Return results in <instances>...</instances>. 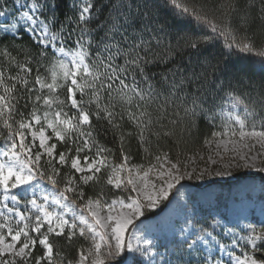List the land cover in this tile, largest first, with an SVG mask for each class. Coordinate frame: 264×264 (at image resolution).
Listing matches in <instances>:
<instances>
[{
  "label": "snow or ice",
  "instance_id": "obj_1",
  "mask_svg": "<svg viewBox=\"0 0 264 264\" xmlns=\"http://www.w3.org/2000/svg\"><path fill=\"white\" fill-rule=\"evenodd\" d=\"M161 2L203 32L193 52L222 37L264 56V0H230L211 18L195 0ZM160 7L0 0V264H264V224L206 209L185 184L205 172L179 159L203 121L225 168L264 172V81L206 61L155 71L170 35ZM81 240L68 259L62 248Z\"/></svg>",
  "mask_w": 264,
  "mask_h": 264
},
{
  "label": "trees",
  "instance_id": "obj_2",
  "mask_svg": "<svg viewBox=\"0 0 264 264\" xmlns=\"http://www.w3.org/2000/svg\"><path fill=\"white\" fill-rule=\"evenodd\" d=\"M137 0H133L135 4ZM157 3H161L160 8H154V11L158 14L162 23H166L170 28V35L165 37L163 43L157 49V56L164 62L158 63L154 70L157 72L167 71L168 68L179 65L180 67H186L189 63H203L207 62L211 65L219 66L221 69H225L226 76H232L238 79H243L245 85H258L264 81V56H259L256 53H241L238 51L229 52L226 46L224 38L211 39L207 43H201L199 53L193 52L188 46L189 42L193 39L202 38L203 32L200 31L199 26L192 22L191 24L185 23L180 24L178 18L173 17L166 9L163 8L161 0H156ZM230 0H195V3L200 6L203 5L209 12V17H219L224 10V6L227 5ZM195 29V31H193ZM204 31H208L205 29ZM211 35L210 32H208ZM27 37L25 38V41ZM264 40V33L256 32V41L260 45L261 41ZM204 124L201 121V134L198 138L189 140L187 143L182 144V153L179 157L181 166L183 167L186 163L189 165V170H192V165L196 162L197 165L205 166L209 158V147L204 144ZM210 133V129L207 130ZM111 146V145H110ZM133 163L145 164L149 162L142 153H138L136 148L133 147ZM119 153H117V157ZM189 158H191L189 160ZM171 159L175 161L177 159L175 152L172 154ZM154 162V160L152 161ZM201 167L196 166L195 169L200 170ZM264 185V180L261 177L249 176L247 174H240L236 176V181L243 182L250 178ZM185 184L191 185V188H196V183L192 181H185ZM232 183H221L218 184L219 190L229 191ZM197 190V189H196ZM195 191L194 194H196ZM259 200H264L259 198ZM264 202V201H263ZM211 209L218 210L221 214L227 216L226 202L222 197H218L215 204H212ZM251 218L256 227H260L264 224V219L259 222V218L251 214ZM84 244L88 247L87 242L81 240L74 247L68 248L64 246L63 252L66 254L68 259H73L76 256V248ZM106 264H117L116 261H107Z\"/></svg>",
  "mask_w": 264,
  "mask_h": 264
},
{
  "label": "rangeland",
  "instance_id": "obj_3",
  "mask_svg": "<svg viewBox=\"0 0 264 264\" xmlns=\"http://www.w3.org/2000/svg\"><path fill=\"white\" fill-rule=\"evenodd\" d=\"M259 150V149H257ZM209 157L211 160L206 162L205 166L197 165L196 162L192 165V169L196 166L201 167L200 171H204L205 175L202 180H192V183H196V188H189V192L193 194L194 197H203L204 205L207 209L211 208L212 204H215L218 197H222L227 206V216L232 219L234 215L247 216V221H241L242 223L252 222L251 214L259 218V222L264 219V214L261 212V207L264 206V200H259L263 198V194L259 191L262 186L258 183L255 178H250L243 182L236 181V176L240 174H247L249 176L261 177L264 180V172H257L251 169H245L243 167H235L234 165L230 168H225L224 164L228 162L229 157L225 156L223 160L216 155V149L213 145L209 149ZM243 163V162H240ZM257 165L260 166V161H257ZM221 171L230 172L231 175L224 177H218L214 175L217 169ZM209 171L213 174L209 175ZM232 183L229 191H221L218 188V184ZM255 189V191H249V189ZM197 189V190H196ZM195 191H197L196 194ZM254 224V223H253Z\"/></svg>",
  "mask_w": 264,
  "mask_h": 264
}]
</instances>
